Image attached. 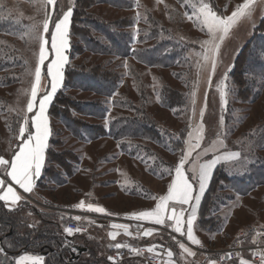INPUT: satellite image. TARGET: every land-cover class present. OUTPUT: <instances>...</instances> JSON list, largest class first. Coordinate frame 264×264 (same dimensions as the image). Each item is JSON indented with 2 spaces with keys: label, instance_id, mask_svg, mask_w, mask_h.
Returning a JSON list of instances; mask_svg holds the SVG:
<instances>
[{
  "label": "rangeland",
  "instance_id": "1",
  "mask_svg": "<svg viewBox=\"0 0 264 264\" xmlns=\"http://www.w3.org/2000/svg\"><path fill=\"white\" fill-rule=\"evenodd\" d=\"M130 1L133 3L131 8L98 4L93 6L90 11L109 21L126 16L132 17L134 24L127 30L132 34L136 28L140 30L138 39L144 42L134 45V48L139 50L148 49L155 43L154 40L156 39H149L151 36H149L147 31L148 22L141 18L139 23H136V13L146 14V11L152 12L165 26L166 30L163 31V34L173 37L185 49L183 55L188 58L189 67L186 64L180 65L177 63L172 67L166 68L162 65L147 64L141 59L96 55L88 51L74 54L72 59L69 57L68 63L79 65L83 62L92 63L108 60L107 62L115 66L122 76V82L116 96L120 98L122 96L130 97L140 103V94L136 89L134 79L130 76L128 67L125 68L123 66L125 60L128 66L130 63H135L143 76L149 95L146 110L157 121L162 130L175 132L182 129L183 125L199 123L198 113L201 108H204L206 103L204 143L206 144L213 140L215 133L222 130L220 117L223 115L225 129L228 130L225 139L227 150L240 151L242 156H247L250 159L246 168L240 170H237L239 165L235 162L231 164L221 163L220 165L224 167V171L229 175L241 174V171L245 172L251 163L263 160L264 141L261 140L263 132L258 129H260V126H264V86L257 100L244 102L236 96L235 85L229 76L226 83L231 91L227 96L228 104L225 108L221 107L220 95L216 86L223 78L224 72L234 64L237 51L242 49L254 35L262 19L261 17L264 16V4L257 0L252 19L243 20L239 23L224 41L221 54L218 57L219 62L216 73L212 78L213 83L209 86L207 83V72L197 68V62L202 63L198 55L202 49L198 42L207 39V36L193 21L188 20L183 15L186 11H193L191 4L196 3L197 0H189V4L186 6H182L183 0H163V3H157V0H140L142 5L140 8L135 7L134 0ZM242 2L243 0H212L213 6L224 15H230L235 6ZM68 6L69 0H58L59 8L66 10ZM38 8V0H0V23H9L6 25L7 27L20 25L19 31H12V29H7V27V30H0V155L6 159L10 158L19 143L14 138L18 135L16 121L24 114L21 110L26 107L28 97L24 95V90L30 89V84L34 79L30 73L36 65L37 57L34 53L38 52V46L25 35V26L39 23L43 20V13L38 11ZM172 14L174 18H172ZM253 23L255 24V29H253ZM74 41H77V38H74ZM69 50L70 48L66 53L68 56ZM47 62L45 63L47 64ZM67 64L63 69V73ZM187 68L190 70L188 83L184 75V71ZM45 72L46 68L42 70V84L47 83V80L43 79ZM198 72L199 77H197ZM197 79L199 83L195 89L196 104L192 105L191 92ZM162 80L168 81L188 94L189 105L182 114L177 115L175 111L173 112L161 105L158 91ZM63 87L64 75L57 93ZM67 92L79 99H90L96 96L77 89H67ZM193 107L196 109V116H193ZM49 108L47 115L51 127L50 138L52 136L54 140L60 142L51 146L60 152L71 151L75 156L79 157V161L74 163L72 175L61 170L59 172L60 178L57 181L49 177L42 180V192H40L42 194V209L45 211L57 210L68 215L73 214V211H75L73 217H82L80 224L84 231L86 230V233L91 236L93 232L94 234L98 233L100 237L96 234L95 239H103L102 245L105 247V244L111 241L108 237V232L114 230L110 227L112 223L128 224L130 226L129 231L133 232L131 222L136 220L129 219V215L133 212L153 208L157 201L151 197H159L166 194L167 186L172 179V176L167 174V169L176 165L182 153L181 151L165 149L160 144L139 138L134 140L125 138L123 142L126 143V151L122 149L120 142L106 136L95 140L82 141L74 137L61 121L53 119L54 122H52L49 116ZM121 110L110 104L107 117L112 118ZM126 112L129 111L126 110ZM87 119L95 123L106 122L105 119L102 120L96 117H88ZM252 133L255 134L252 135ZM133 143H136L135 147L132 146ZM141 145L149 148L151 154L146 149L141 148ZM135 148L138 151L135 154L128 152L130 149ZM193 156H195V153H193ZM208 158H211V153L208 157H204V159ZM211 180L202 197L201 204L211 186ZM217 193L218 196L212 211L206 215V221L209 223L208 228L202 229L199 224L201 205L198 209L197 219L194 222V235L201 241L202 246L192 244L186 237L172 232L170 228L165 226L164 229L160 228L154 232L152 236L140 237L141 241L146 246L157 245L156 253L166 254V250L171 249L174 253L173 260L176 261V264H208L209 260L214 258L211 256L207 257L201 250L229 244L235 239L242 237L243 233L251 227L264 228V183L254 184L252 188L240 186L232 188L227 184H223V187L218 189ZM44 199L52 205L46 204ZM32 200L31 202L34 205L39 206V199L36 196ZM82 200L85 205L92 203L102 206L106 209L105 215L111 213L112 215L109 216L120 219L107 221L90 215L101 213L88 212L86 209L76 208L75 205ZM24 215L30 223L38 224L37 217L31 211L26 210ZM90 221L95 223H90ZM102 231L107 232L104 238H102L104 233ZM173 236L176 237V240L184 242L195 255L191 256L187 253H182L178 244L172 239ZM123 237L133 238L125 235L120 230V235L117 238ZM0 244L3 245L1 240ZM161 245L163 246L162 248L159 247ZM243 258L251 259L250 256H244ZM234 262L238 264V259L223 264H234Z\"/></svg>",
  "mask_w": 264,
  "mask_h": 264
},
{
  "label": "trees",
  "instance_id": "2",
  "mask_svg": "<svg viewBox=\"0 0 264 264\" xmlns=\"http://www.w3.org/2000/svg\"><path fill=\"white\" fill-rule=\"evenodd\" d=\"M98 4H109L119 8H131L133 5L130 0H76L70 27L71 47L68 52L70 59L76 53L88 51L96 55L141 59L147 64L162 65L166 68L177 63L186 64L189 67V60L183 55L185 49L173 37L163 34L166 28L152 12L146 11L149 23L147 31L151 36L150 40L156 39L155 43L148 49H135L133 53L130 51V46L134 47L131 45L132 33L127 30L134 24L132 17L106 20L90 11ZM172 18H174L173 14ZM7 24L9 23H0V30L9 28L12 31L20 30V25L7 27ZM74 38H77V41H74ZM262 47H264V19H261L252 38L236 56L234 67L229 73L236 88L235 94L241 101L253 102L261 95L264 83H259L251 77L253 73L258 74L264 71V61L257 58V53ZM107 61L83 62L79 65L67 64L64 71V87L56 94L49 108L52 122H54L53 119L61 121L74 137L82 141L110 137L120 142V146L125 151L127 150L126 143L123 142L125 138L150 140L164 146L165 149L180 151L184 147L189 125H183L182 129L175 132L161 129L146 110L149 95L143 76L135 63H130L128 70L140 94V103L130 97H117L122 76L118 69ZM189 72V68L184 71L187 83ZM67 89H77L96 96L90 99H79L67 92ZM158 96L161 105L175 111L177 115L188 108V94L168 81H161ZM110 104L122 110L112 118L107 117V123H95L87 119L88 117L105 119ZM258 130L263 132L261 140L264 141V126H260ZM58 143L60 142L51 136L46 165L42 177L38 180L40 187H42V180L46 177L57 181L61 170L72 175L74 163L79 161V157L71 151L60 152L51 146ZM135 144L133 143L132 146L135 147ZM141 148L151 154L149 148L144 146ZM128 152L135 154L138 151L135 148ZM262 183H264V159L251 163L243 174L229 175L222 165L217 166L212 176L211 186L201 204L199 219L201 228H208L206 215L212 211L218 196L217 190L221 189L223 184L232 188L234 186L252 188L254 184ZM44 201L52 205L45 199ZM26 210L31 211L38 219L34 229L26 226L30 223L24 215ZM71 217H73L72 214L68 215L57 210L45 211L27 199L13 211H9L3 206V202H0V240L10 256L27 250L44 255L46 264H108L107 256L102 253L103 240L99 241L86 232L75 233L72 236L63 232V227L67 225ZM71 247L77 248L78 251L72 252Z\"/></svg>",
  "mask_w": 264,
  "mask_h": 264
},
{
  "label": "snow or ice",
  "instance_id": "3",
  "mask_svg": "<svg viewBox=\"0 0 264 264\" xmlns=\"http://www.w3.org/2000/svg\"><path fill=\"white\" fill-rule=\"evenodd\" d=\"M38 11L43 13V20L39 23L26 25V32L30 40L37 44L38 52L34 53L37 57L34 70L30 73L34 79L30 84V89L24 90V95L27 96L26 107L21 111L24 113L19 120L18 135L15 136L19 143L13 150L10 159H6L0 155V202L9 211H13L25 201V196L22 193H32L36 186V181L41 178L42 171L46 165V150L49 147V137L51 135V127L47 111L51 105L58 88L63 81V69L69 62V56L66 54L71 46V18L73 16L74 0H69V6L66 10L58 7V0H38ZM157 3H163V0H157ZM264 4V0H260ZM135 7L140 8V0H134ZM189 4V0H183L182 6ZM257 6V0H243L235 6L230 15H224L219 12L212 4V0H197L192 3L193 11H186L183 15L188 20L193 21L202 31L205 32L207 39L199 41L201 52V62H197V68L207 72V83L209 86L213 83V76L216 73L218 65V57L221 54V48L224 41L231 35L232 30L243 20H251ZM167 7V5H165ZM147 22L146 14L136 13V23L140 19ZM264 19V16L261 17ZM253 29L255 24L253 23ZM139 29L136 28L131 37V45L143 43L139 40ZM130 51L135 53V48L130 46ZM242 49L238 50L236 55L240 54ZM119 58V57H117ZM257 58L264 61V47L257 53ZM46 61L47 64L45 63ZM123 66L128 67L125 60ZM234 64L230 66L223 74V78L217 84L219 91L221 107L225 108L228 104L227 96L231 91L226 83L229 73L232 71ZM46 68L43 79L47 80L46 84H42V70ZM199 77V72L197 73ZM252 79L259 83H264V71L252 74ZM199 80L193 85L191 92V103L196 104V91ZM43 89V91H41ZM205 108H201L198 113L199 123L190 124V130L187 132V138L184 140V147L180 149L181 155L174 167L167 169V174L172 176L170 183L167 186L166 194L159 197H151L156 200L153 208L139 212H133L129 215V219L136 221H148L153 225H162L171 229L172 232L186 237L192 244L202 246L201 241L194 235V222L197 219L198 209L201 205L202 197L204 196L207 186L210 183L213 172L217 165L221 163L231 164L235 162L240 169L246 168L250 162L249 157L242 156L240 151L227 150L225 139L228 130L225 129L224 117H220V127L215 133V138L210 142L205 141V123L204 114ZM30 114V115H29ZM18 115H20L18 113ZM196 109L193 107V116H196ZM107 123V116L105 117ZM11 130V129H10ZM255 133H252L254 135ZM223 149V151H221ZM199 150V151H198ZM195 153V156H193ZM211 153V158L208 157ZM187 165V167H186ZM241 174L243 172L241 171ZM22 190V193L17 190V187ZM90 195V194H89ZM76 208L105 214L106 209L99 205H94L82 200L75 205ZM112 215L111 213H107ZM31 215V213H29ZM63 220V217H61ZM76 221L82 219L81 216L71 217ZM90 223H95L90 221ZM28 228L34 229L35 223L26 225ZM113 231L108 232V237L111 241H116L120 230L127 236L133 238L152 236L157 230L155 228H143L142 225H137L135 234L129 231L128 224L112 223L110 225ZM84 231L82 227L64 226L63 232L68 236ZM247 236V234H245ZM172 239L178 244L182 253L194 256L195 253L182 241ZM251 243L256 245V248L251 250L252 259H245L241 253H235L238 258V264H255V257L259 256V264H264V232L257 231L251 237ZM67 246V245H66ZM109 248L115 250L129 249L137 256L142 255L143 250L133 247L128 243H111ZM159 247H163L162 245ZM157 245H151L147 248L149 253H154ZM72 252H77V248L71 247ZM161 255V253H156ZM167 260L164 264H176L173 260L174 253L171 249L166 250ZM232 253H225L220 257V261L231 259ZM112 264H118L115 256L107 257ZM220 261L212 259L208 264H220ZM0 264H46V258L42 255L33 254L25 250L23 254L10 256L5 246L0 244ZM235 264V262H234Z\"/></svg>",
  "mask_w": 264,
  "mask_h": 264
},
{
  "label": "built area",
  "instance_id": "4",
  "mask_svg": "<svg viewBox=\"0 0 264 264\" xmlns=\"http://www.w3.org/2000/svg\"><path fill=\"white\" fill-rule=\"evenodd\" d=\"M75 213V211H73ZM72 212V213H73ZM77 212V211H76ZM73 213V214H74ZM92 216H95L97 218L103 219V220H118L120 218L117 217H112L109 215H105V214H90ZM131 222V221H130ZM132 226H133V233L135 234V232L137 231V225H142L143 228H155L156 230L164 229V226L162 225H153L150 222H140V221H132L131 222ZM68 227H72V228H76V227H82L80 224V221H76L74 219H71L68 221L67 225ZM83 228V227H82ZM168 230V229H165ZM257 231H261L264 232V228H256V227H251L249 228L245 233H243V236L240 238L235 239L234 241H232L229 244H225L222 246H218V247H212L210 249H204L201 250L202 253H204L207 257L211 256L213 257L215 260L220 261V257L223 256L225 253H232L233 256L231 259H226L223 261H220V264L226 263V262H232L236 259H238L235 256V253L239 252L241 253V255L244 256H251V250L256 248V245H253L251 243V237L255 235V233ZM247 234V236L245 235ZM116 242H121V243H128L133 247L142 249V255L137 256L135 253L131 252L129 249L125 248V249H120V250H115L113 248H109L110 253L107 255V257L109 255L115 256L117 258L118 264H164V261H166L168 258L166 256V254L161 253V255H156V252L154 253H149L147 251V248L149 246H146L145 243H143L141 241L140 238H126V239H121V240H116V241H110L107 246L111 243H116ZM108 261V264H112L111 261ZM132 261H136V262H132ZM255 264H259V256L255 257Z\"/></svg>",
  "mask_w": 264,
  "mask_h": 264
},
{
  "label": "crops",
  "instance_id": "5",
  "mask_svg": "<svg viewBox=\"0 0 264 264\" xmlns=\"http://www.w3.org/2000/svg\"><path fill=\"white\" fill-rule=\"evenodd\" d=\"M49 139H50V137H49ZM48 143H49V141H48ZM11 156H12V154H11ZM11 156H10V158H11ZM9 158V159H10ZM46 158H47V150H46ZM216 169V168H215ZM43 171H44V169H43ZM43 171H42V174H43ZM214 173V172H213ZM42 177V176H41ZM40 179V178H39ZM38 179V180H39ZM38 180L36 181V186L34 187V189H33V192L32 193H22V190L21 189H19L18 188V186H16L17 187V190L19 191V192H21L24 196H25V198L27 199V200H29V201H31L32 200V198L34 197V196H36L39 200H38V204H39V207L40 208H42V194H40V192H42V187H40V186H38ZM33 201V200H32ZM44 205H46V204H44ZM73 215V214H72ZM83 232V231H82ZM84 232H87L86 230L84 231ZM102 232H104L103 233V235H102V238H104V236H106V234H107V232L106 231H102ZM97 235H98V237H100V235L98 234V233H96ZM96 234H94V232L92 233V237H96L97 235ZM121 239H126V238H116V240H121ZM103 239H100L99 241H102ZM110 241H108L106 244H105V247H103V249H102V253H103V255H108L109 253H110V251H109V249H108V246H107V244L109 243ZM30 253H33V252H30ZM20 254H23V252L22 253H20ZM33 254H37V253H33ZM18 255V254H17ZM38 255H41V254H38ZM16 256V255H15ZM42 256H44V255H42ZM45 257V256H44Z\"/></svg>",
  "mask_w": 264,
  "mask_h": 264
}]
</instances>
